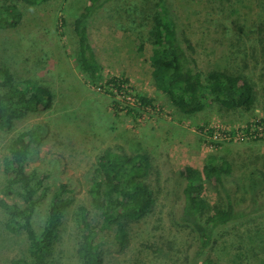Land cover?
<instances>
[{
  "label": "rangeland",
  "instance_id": "obj_1",
  "mask_svg": "<svg viewBox=\"0 0 264 264\" xmlns=\"http://www.w3.org/2000/svg\"><path fill=\"white\" fill-rule=\"evenodd\" d=\"M86 1L47 0L38 5H28L20 0H11L9 3L17 8L20 20L16 27L0 30V66L8 69L15 81L20 82L27 77L20 59L25 41L35 35V39L39 38L40 50L52 45L49 50L40 53L41 62H44L48 71L51 68L55 69L58 76H61L60 83L66 84L51 93L53 103L50 110L28 114L15 121L8 132H0V190L4 181L1 171L2 155L6 153L16 135L34 125L41 129V142L31 150L27 171L37 168L39 171L49 172L51 175L48 185L55 188L62 183L68 189L65 196L70 201L60 225L59 241L52 252V264H79L75 252L77 236L73 213L80 206L89 208L86 177L98 150L87 147L78 150L79 148L71 143V133L66 128L67 122L71 120V104L73 115L97 107L100 108L102 115H109L105 112L108 100L103 95L108 93L104 92V81L122 76L120 75L122 70L140 71L138 81L144 84L140 88L155 91L157 96L162 97V93L155 90L149 77L151 67L149 56L152 47L148 32L152 26L154 0H112L91 17L87 24V36L95 58L104 66L96 82H92L81 71L76 58L75 38L70 28L71 13L79 11ZM249 2L252 4H248ZM242 4L239 15L227 18L226 6L218 7L204 0H180L179 18L187 26L186 33L193 45L192 57L202 74L227 69L229 50L234 45H241L247 49L246 46L253 43L247 42L245 37L236 31V27L247 32L249 28L264 25V5L262 8L261 0H243ZM60 55L64 56L65 62H58ZM258 63L260 64L253 68L254 63L251 60L246 66L252 72L250 78L259 104L264 101V63ZM71 69L76 70L75 76L77 74V82L80 84L73 88L72 93ZM131 90L134 95L142 93L141 90L139 93L136 89ZM71 95L76 99L71 100ZM161 97L155 100L157 103L154 102L157 109H160L157 114L149 121H137L141 125H146V122L152 120L150 123L157 125L154 127V146H150L148 151L154 170L144 179L153 193L152 211L141 222L129 227L127 242L121 250L117 247L103 249L104 264H180L181 254L189 243L194 242L196 234L192 229L186 224L171 221L167 216L172 199L168 181L170 174L188 166L182 157L173 158L172 162L167 161L164 155H168L167 148L170 147L171 150L172 146H177L176 154L185 153L186 149L192 152L198 149L204 156L215 154L225 158L231 165L230 176L223 178L226 189L229 188L228 184L231 181H237L239 190H246L248 173L260 169L263 162L264 141L235 144L234 147L237 148L235 150H227V144L211 146L205 142L197 133L198 130L212 124L225 126L233 124L228 117L217 118L219 122L211 123L206 119V109L198 113L197 117L202 120L201 122L187 121L188 123L183 124L187 130L177 128V131H172L167 125L176 122V118L167 97ZM210 106L215 107V109L212 107V110L221 116L222 113L216 109V104ZM259 118L264 121V117ZM109 120L111 128L121 130L125 125L128 124V127L130 125L127 116H110ZM177 124L181 125L179 122ZM74 150L77 152L74 153ZM202 196L211 210L225 204L220 188L213 183H205ZM247 196L241 193L235 196L237 209L246 211L251 208L252 204L246 200ZM3 201L7 200L0 193V204ZM45 207L46 202H43L32 218L36 232L41 229ZM210 213L209 210L206 216L200 218V223L203 224L206 221L205 217ZM91 214L96 221L95 213ZM5 218L0 207V264H13L19 259L26 260L28 258L26 237L22 233L15 235L7 232L3 226ZM209 257L214 264H264V213L257 218H245L241 223L232 225L217 236Z\"/></svg>",
  "mask_w": 264,
  "mask_h": 264
},
{
  "label": "trees",
  "instance_id": "obj_2",
  "mask_svg": "<svg viewBox=\"0 0 264 264\" xmlns=\"http://www.w3.org/2000/svg\"><path fill=\"white\" fill-rule=\"evenodd\" d=\"M10 1L0 0V30L14 28L20 20L17 8ZM20 1L38 5L47 0ZM110 1L87 0L79 11L71 13L70 28L75 38L77 62L92 82L98 81L102 69L89 43L87 24ZM204 1L218 7L226 6L227 18L239 15V9L243 7V0ZM179 2H153L152 26L148 32L152 47L149 56L151 84L183 116L198 113L210 104H216L225 111L248 112L255 102L252 82L242 75H233L225 68L206 74L197 69L192 57L193 45L186 33L187 26L179 18ZM261 4L263 8L264 0ZM235 29L247 42H253L246 46L253 68L260 64L258 62L264 63V25L249 28L247 32L239 27ZM117 82L127 84L122 77L104 81L107 87L104 92L111 96L114 115L118 112V103L108 88ZM135 97L141 106H153L152 99L145 95L137 94ZM52 103L48 89L28 78L15 81L12 73L0 66V132H8L15 120L27 114L50 110ZM124 116L133 124L139 117L136 111H127ZM40 132V127L34 125L18 134L1 157L4 181L0 193L7 200L0 204L6 216L3 226L12 234H24L28 243V258L13 264H52V252L59 241L60 225L70 201L65 196L68 192L65 184H58L55 188L48 185L49 172L26 169L32 148L41 142ZM153 170L151 154L147 150L127 153L121 145L110 144L95 154L86 177L89 208L80 206L73 213L77 236L75 252L79 264H104L103 249L117 247L121 250L127 242L129 227L151 213L154 197L144 179ZM230 174V163L215 154L204 158L200 170L186 166L170 174L168 181L172 199L167 216L171 221L186 224L196 234L194 242L189 243L181 254L180 264H214L209 255L217 236L245 218H257L264 213V157L260 169L248 173L246 190H239L237 181H231L226 189L223 178ZM205 183H213L220 188L224 206L209 209L202 196ZM240 193L248 195L246 200L252 204L246 211L236 208L235 196ZM43 202H46L43 222L40 231L36 232L32 218ZM209 210L211 213L205 217L206 221L200 223V218ZM92 212L97 217L96 221Z\"/></svg>",
  "mask_w": 264,
  "mask_h": 264
},
{
  "label": "crops",
  "instance_id": "obj_3",
  "mask_svg": "<svg viewBox=\"0 0 264 264\" xmlns=\"http://www.w3.org/2000/svg\"><path fill=\"white\" fill-rule=\"evenodd\" d=\"M38 42H39V38L35 39V35H32V37H30L29 39L25 41L24 47H23V54L20 59V64L22 66L23 71L25 72L27 76L26 78L30 79L31 81H33L34 83L40 86L45 87L51 93H53L55 90L60 89L61 87L63 88L66 84L60 83L61 76H58L55 69L51 68L48 71V69L45 68L44 62H41L42 59H40L39 57L40 53L46 52L47 50H49V48H51L52 45L50 47H45V48L43 47L42 50H40L39 49L40 46ZM96 60L101 66V69L104 70L103 64L97 58ZM59 61L65 62L64 56L60 55L58 58V62ZM250 62H251V55L249 54L247 49H245V47L241 45H234L232 49H230L228 52L227 70H229L235 76L242 75L248 81L251 82L250 76L252 72H250V68L246 66V64H249ZM151 70L152 69L150 67L149 77H150ZM120 72H121L120 75H122L120 77H122L123 79H126L127 84L129 85L131 89L132 88L136 89L138 93L142 91L141 94L145 95L147 98L152 99L153 101L152 105L155 106L154 102L157 103L155 100L159 99L161 96H157L155 91H152V90L147 91L145 87L140 88V86L144 85L138 81L139 79L138 73L140 71L129 72V71L122 70ZM75 73H76V70L71 69V93H72L73 88L76 85L80 86V84L77 82L78 80L77 74L75 76ZM103 97L107 98L106 100H108V103L105 108L106 110L105 112L107 114L113 117L120 116V115L121 117L124 116L123 114L118 113V112H116L117 114L114 115L115 111L112 109V106H111L112 105L111 96L103 95ZM162 97H166V96L162 94ZM74 99H76V97L75 96L73 97L71 95V100H74ZM75 102L79 103L80 101H75ZM155 107L158 108L157 105ZM212 107L209 105L205 107L204 109H202L200 112H198V113H201L203 112V110L206 109L205 110L206 119L210 120L211 123L219 122L217 118H221V117H224L225 119H227L228 117L229 120L233 122V124L243 123L244 121L248 120L252 116L253 117L257 116V118L264 117V101L258 104V100L256 99V94H255L254 105L248 112H242L240 110L225 111L223 109H220L216 105V109L222 113L221 116H219L218 114H215L214 110H212ZM72 108H73V105L71 104V118H70L71 120L67 122L66 128L68 129L67 131L71 133V141H72L71 143L77 148H79L78 150H82V147H87V148H91V150H95L98 148V150L100 151V149H102L103 147L109 144H119L124 148V150L127 153H132V152H139V151H146V150L149 151V147L153 145L154 134H155L154 127H156L157 125L154 123H150V122H153L152 120L149 123L146 122L145 123L146 125H143V124L141 125L139 123L132 125L130 121L129 127L127 126L128 125L127 124L123 127V129L120 130L116 127H112V128L110 127V124H111V121L109 120L110 116L102 115L101 114L102 112L99 111L100 108L98 107L92 110H86L83 113H79L80 112L79 111L78 112L79 114H76V115L72 114V111H73ZM213 109H215V107H213ZM172 110L175 115L176 122H171L170 125H167L168 127L172 128V131H175V130L177 131V128L187 130L186 127L183 126V124L188 123L187 121H192V122H197V123L202 121V120H199V118L197 117L198 113L192 114L187 117V116L181 115L173 106H172ZM236 115H239V116H236ZM190 117H192V119ZM230 117H233V118L231 119ZM21 119L22 118L17 119L15 121L17 122L18 120H21ZM177 122H179L181 125H178ZM137 126L139 127L133 128ZM184 135L185 134H183V136ZM179 140L180 141L182 140V136L180 137ZM185 140H186V143H188V140L186 138ZM158 141L160 140L158 139ZM234 146L235 145H227V150L237 149ZM72 148L73 146L71 147V149ZM172 148L173 149L171 150H170V147L167 148L168 155L164 154L167 157V161L170 160L172 162L173 158L178 159L182 157V158H185L188 167H191L197 170L201 168L203 164V160L206 157L201 154V151H199L198 149H195V152H192L186 149L185 153L179 151L180 153L176 154L177 146H172ZM98 150L96 151L98 152ZM73 152L76 153L77 151L74 150ZM177 155H179V157ZM197 163H199L200 166H197L198 165ZM192 164H194L195 166H191Z\"/></svg>",
  "mask_w": 264,
  "mask_h": 264
},
{
  "label": "built area",
  "instance_id": "obj_4",
  "mask_svg": "<svg viewBox=\"0 0 264 264\" xmlns=\"http://www.w3.org/2000/svg\"><path fill=\"white\" fill-rule=\"evenodd\" d=\"M103 89L105 90L107 87L104 85ZM108 89L113 95V100L118 103V112L125 114L127 111H136L139 115L138 122L140 120L149 121L159 111L155 106H141L126 83L117 82L115 86ZM197 133L211 146L241 144L252 140L264 141V121L257 117H251L243 123L227 124V126L212 124L198 130Z\"/></svg>",
  "mask_w": 264,
  "mask_h": 264
}]
</instances>
